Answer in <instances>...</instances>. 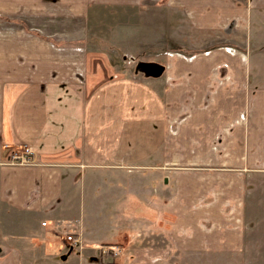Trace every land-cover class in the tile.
<instances>
[{
  "label": "crops",
  "instance_id": "obj_1",
  "mask_svg": "<svg viewBox=\"0 0 264 264\" xmlns=\"http://www.w3.org/2000/svg\"><path fill=\"white\" fill-rule=\"evenodd\" d=\"M152 1L176 43L136 68L87 39L96 0H0L2 15L67 10L53 31H0V264L264 257L248 208L264 180V0ZM23 144L33 162L4 163Z\"/></svg>",
  "mask_w": 264,
  "mask_h": 264
},
{
  "label": "rangeland",
  "instance_id": "obj_2",
  "mask_svg": "<svg viewBox=\"0 0 264 264\" xmlns=\"http://www.w3.org/2000/svg\"><path fill=\"white\" fill-rule=\"evenodd\" d=\"M148 0H145V2ZM141 1L131 0L128 2H120L117 0H96L86 4V24L88 27L93 26L96 30V35H87V39L91 40L99 48H107L108 55L110 53H121L125 51L128 56L135 55V67L138 62L145 57V53L153 55L155 52L173 46L176 43L175 20L174 18L161 17L160 3L140 4ZM6 4L0 3V6ZM58 5L57 7H55ZM52 3H27V4H7L6 12L0 14V31L15 34L16 30L23 29L29 33H40L45 31H53L58 25L63 26L66 19L63 16L67 13L62 8L64 4ZM55 10V11H50ZM26 13V14H25ZM63 13V14H62ZM32 14V15H30ZM41 15V16H38ZM150 16L148 21L145 18ZM167 20V27L173 33L167 37L160 39L159 32L164 28ZM54 22L58 24H53ZM65 24L64 26H66ZM3 27V28H2ZM5 27V28H4ZM186 30V29H185ZM188 33L189 31L186 30ZM145 35H144V34ZM14 36V35H13ZM45 36V35H44ZM190 38V35H188ZM60 41L58 43H62ZM91 44L90 46L94 44ZM171 43V44H170ZM113 48V49H112ZM153 57V56H151ZM258 189L250 196V209H255L253 212L254 219L251 225V231L255 235L253 250L264 251V180L260 187L253 186ZM253 204H255L253 206ZM248 210V209H247ZM252 250V247H250ZM264 256V252L261 253ZM238 256V255H236ZM204 262V263H203ZM184 264H264V257L251 258H236L222 257L207 260H189L183 259Z\"/></svg>",
  "mask_w": 264,
  "mask_h": 264
},
{
  "label": "built area",
  "instance_id": "obj_3",
  "mask_svg": "<svg viewBox=\"0 0 264 264\" xmlns=\"http://www.w3.org/2000/svg\"><path fill=\"white\" fill-rule=\"evenodd\" d=\"M33 149L30 145L23 144L17 149L13 150L4 163L8 164H30L33 162ZM66 240L72 245H80V238L74 235V231L69 230L66 232ZM100 254L102 256L116 255L118 253L117 246H100Z\"/></svg>",
  "mask_w": 264,
  "mask_h": 264
}]
</instances>
